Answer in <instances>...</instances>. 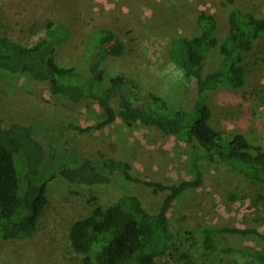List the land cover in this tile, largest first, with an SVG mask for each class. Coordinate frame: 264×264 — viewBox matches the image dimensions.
Masks as SVG:
<instances>
[{
    "label": "rangeland",
    "instance_id": "1",
    "mask_svg": "<svg viewBox=\"0 0 264 264\" xmlns=\"http://www.w3.org/2000/svg\"><path fill=\"white\" fill-rule=\"evenodd\" d=\"M232 6L264 16V0H0V35L30 45L45 32L48 20L66 23L69 40L56 50L61 66L74 67L87 75L85 40L96 30L109 27L126 45V52L108 58L103 65L104 84L123 75L135 84L163 97L170 106L191 108L196 97L195 78L185 77L168 55L170 40L197 33L195 17L201 10L215 16L218 41L227 32V14ZM216 47L211 63L218 60ZM244 84L239 88L218 86L208 92L211 125L229 133H241L264 147V37L243 62ZM117 108V103L112 102ZM96 103H74L52 97L46 82L0 70V121L43 126L54 133L60 124H83L98 115ZM67 137L86 156L99 153L131 162L133 173L166 184L192 178L188 167L191 145L153 127L125 128L115 123L98 132ZM203 183L186 190L172 205L168 218L177 231L173 247L188 251L201 239L203 226L254 227L264 231V202L258 194L264 187L225 164L200 162ZM124 194H134L149 212H156L167 192L127 181L119 173L104 185H84L55 177L47 187V204L36 231L27 237L0 238V264H81L83 254L69 240L71 224L92 213L96 204L107 207ZM218 245L232 246L253 254L264 243L250 235H220ZM191 263H195L190 261ZM197 264V263H196ZM242 264L231 253L214 252L205 263Z\"/></svg>",
    "mask_w": 264,
    "mask_h": 264
},
{
    "label": "trees",
    "instance_id": "2",
    "mask_svg": "<svg viewBox=\"0 0 264 264\" xmlns=\"http://www.w3.org/2000/svg\"><path fill=\"white\" fill-rule=\"evenodd\" d=\"M195 23L197 33L173 37L168 51L184 76L195 78L196 97L189 109L170 106L163 97L123 75L113 76L104 84V62L126 52L122 38L109 27L99 28L85 40L87 75L61 66L55 59L56 50L70 38L66 23L48 20L44 35L30 45L0 35V70L46 82L52 97L96 103L100 111L83 124H60L54 133L43 126L0 121V238H24L36 231L48 201V184L55 177L91 186L108 184L119 173L154 193L167 194L156 212L147 211L136 195L124 194L105 208L96 204L91 214L75 220L69 240L74 251L83 254L81 264H198L217 251L231 253L234 261L242 264H264V251L247 254L218 245L223 234L250 235L264 243V231L254 227L206 225L201 229V239L194 240L187 252L180 254L173 247L178 233L170 225L168 214L186 190L202 185V160L225 164L264 187V147L241 133L214 128L208 104L209 91L244 84L243 62L264 37V16L230 7L227 32L220 42L213 14L201 10ZM216 47L219 58L211 63ZM115 123L125 128L153 127L191 145L188 167L193 177L171 184L148 180L133 173L131 162L103 153L95 158L86 156L67 137L68 131L98 132ZM258 200L264 202V194H258Z\"/></svg>",
    "mask_w": 264,
    "mask_h": 264
}]
</instances>
